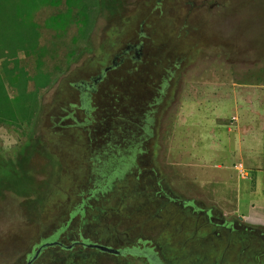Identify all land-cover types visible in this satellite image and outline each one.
<instances>
[{"label": "rangeland", "instance_id": "obj_1", "mask_svg": "<svg viewBox=\"0 0 264 264\" xmlns=\"http://www.w3.org/2000/svg\"><path fill=\"white\" fill-rule=\"evenodd\" d=\"M36 1L0 0L7 20L6 27L0 15V158L20 161L24 175L15 184L0 174V264H24L40 241L53 239H101L128 251L115 257L48 246L34 264H144L131 256L144 255L143 245L159 254L154 264H264L252 257L264 248V219L242 218L246 231L234 232L224 250L226 232L222 244L213 233L202 237L212 230L197 216L201 239L181 244L194 218H183L180 205L212 208L228 221L248 213L246 204L237 211L220 197L251 184L224 179L223 125L234 120L224 116L234 91L264 83V0H120L113 13L110 0ZM138 42L153 83L168 88L144 148L108 183L100 167L116 158L111 140L124 139L148 73H130L128 62L109 72L88 107L74 83ZM208 238L221 246L205 247ZM242 247L248 263L238 259Z\"/></svg>", "mask_w": 264, "mask_h": 264}, {"label": "flooded vegetation", "instance_id": "obj_2", "mask_svg": "<svg viewBox=\"0 0 264 264\" xmlns=\"http://www.w3.org/2000/svg\"><path fill=\"white\" fill-rule=\"evenodd\" d=\"M140 37H142V35H140ZM142 46H143V43H141V42L125 44L121 48L120 51H118L114 54L111 61L107 65L103 66L99 72H97L94 75H91L89 80H86V81L83 80V81H78V82L74 83V85L80 91V95H79L80 100H82L83 104L88 107V105H87V104H89L88 100L91 98V96L94 93H96L98 87L104 81V79L106 78V76L109 72L114 71V70L117 71L119 68L124 67V65H126V63L128 62V63H130V66L133 64V68L130 67V70H127L130 73L137 72L138 74L140 73L142 75L145 73H148V76H147V78L149 77L148 83H146L144 80L138 81V82L145 83L147 86L145 87L144 95L140 96V98H138L136 101L137 102L136 104L139 106V108L133 113V118L130 119L131 120L130 124L128 126H126V129L124 130V132H125L124 139H127L126 142L128 141V143L124 144L123 143L124 139L117 141L116 143H115V140H111L112 144H113V148H115V152L117 151L116 152L117 156L114 160H111L109 162L105 161L104 166L100 167L99 175L101 177L106 178V179L109 178L108 183L112 182V179L118 173H121V171H124L128 166H130V160H131V156H132L131 153L134 152L136 154L139 150L141 151V149L144 148L143 139H144V137H147V135L150 134L149 132H151L150 126H151V124L154 123L155 114L157 112V106L160 103H162L164 96H165V93H166V90L168 88V82H166V81L163 83V86H161V88H158L159 86H156L153 83V79L155 76L149 75V68L145 67L144 63L142 62V58H141ZM135 97H136V93L132 92L131 93V99H133ZM85 110L87 111L88 109L85 108ZM120 137H123V136H120ZM109 147L111 148V146H109ZM123 150H124V152H123ZM119 152H121V153H119ZM118 154H124L123 155L124 158H121L119 160ZM107 189L108 188H102V189H99L97 191L104 193ZM93 194L98 195V193L97 192L95 193V191ZM169 201L173 202V199L169 198ZM180 205H181L182 210L185 213L183 218H188V216H191L192 218H194L193 229H192V231L188 232L189 233L188 237H186V236L183 237V239L184 238L185 239H184V241L181 242V244L185 243V241L187 239H193V240L194 239H196V240L201 239V236L199 237V227H198L199 221H197L198 217L205 218L206 222H207L206 223L207 227L212 230L211 232L206 231L207 233H205L204 236L202 235V237L207 238L208 234L213 233L216 236V240L220 241V244H222V242H221V240L223 238L222 233H223V231L226 232L225 238H226V244L227 245H226L224 250L230 249L229 247H230V243H231V239H232L231 235L234 232H239V230H242V231L245 230L243 228L244 224L242 223L243 221H242L241 217H239L238 219H231L230 221H228L226 219H223L219 215L214 217L212 208H206L205 206H196V205L192 206V203H190L189 201L185 202L184 204H180ZM187 212H190V214L189 213L186 214ZM187 225L188 224H186V226ZM186 226L185 225L183 226V231L186 230V228H185ZM238 228H242V229H238ZM212 241H213V239H212ZM212 241L208 238V241H206L202 244H204L206 247V245H208L210 242L211 244L214 243V246L216 248L221 246V245H217L218 241L217 242H214V241L212 242ZM48 242H56V243L52 244V245H47V246L41 247L43 244L48 243ZM241 242L243 243V237L241 239ZM95 243L111 247V248L115 249L117 252H106V251H102L98 248H94V247L89 246V244H95ZM142 243L143 244H145V243L151 244V241L148 239V240L143 241ZM204 245H202V246H204ZM48 246H61L64 248H72L73 246H80L82 248H86L87 250L96 249L102 254L104 253L105 255H111V256H115V257L125 256L124 255L125 252L128 251L125 248H123V249L117 248L114 244L106 242L105 240H101V239H82L80 241H74L72 243V245H65L60 240L53 239L50 241H40V243H38L35 246L33 251L30 254H28L24 264H28V262H30V261H31L30 264H34L37 261L38 257L42 254L43 250ZM39 247H41V251L36 256V258L33 259L34 255H35L36 251L39 249ZM205 247L202 249L201 252H204L203 250L206 249ZM138 250H139L138 254H141L142 252H144V255H131V256H134V258L136 257V258L142 259L144 264H154L153 259L155 258V255H159L155 251L154 246L149 247L147 245H145V246L143 245V247H141ZM129 252H131V251L129 250ZM245 252H246L245 247H242L241 250L237 253V256L239 257L238 259H242L243 257L245 258V255H246ZM135 253H137V252H135ZM226 253H223V255H225ZM127 254H130V253H127ZM195 255H198V254H195ZM223 255H221L219 258L220 259L224 258ZM211 257H213V256H211ZM252 257L255 260L263 259L264 258V248L258 254L252 255ZM245 259L247 260L246 263H248L249 257H246ZM161 264H164V263H161Z\"/></svg>", "mask_w": 264, "mask_h": 264}, {"label": "crops", "instance_id": "obj_3", "mask_svg": "<svg viewBox=\"0 0 264 264\" xmlns=\"http://www.w3.org/2000/svg\"><path fill=\"white\" fill-rule=\"evenodd\" d=\"M231 106V111L224 114L234 118L231 123L223 125L226 126L227 161L230 167L226 168L224 179H250L251 184L244 186L238 183L235 189L240 192L238 190V193L235 191L230 195L223 193L220 197L235 206L237 211L242 209L241 202L246 204L248 213L241 218L247 221L264 219V189L261 185L264 175L260 174L264 172V83L254 82L246 92L239 89L234 91ZM221 165L218 163L217 167ZM208 181L213 187L214 179L211 177Z\"/></svg>", "mask_w": 264, "mask_h": 264}, {"label": "trees", "instance_id": "obj_4", "mask_svg": "<svg viewBox=\"0 0 264 264\" xmlns=\"http://www.w3.org/2000/svg\"><path fill=\"white\" fill-rule=\"evenodd\" d=\"M35 1V4L37 3L36 0ZM111 4L109 6H111V8L108 9L109 12H115V9L118 8V5H119V2L120 0H110ZM27 4V3H26ZM32 2L29 1L28 2V8H32L31 6ZM108 6V7H109ZM21 3H19V12L17 13V15L19 16V20L21 21V17H23L24 14H22L21 11H23V9H21ZM4 8V5H0V15L3 16V19L5 21V24H6V27H7V20L6 18L4 17L3 15V12H1V9ZM27 12L29 13V11H26L25 14H27ZM21 13V15H19ZM97 16H99L98 14H96ZM100 15H103V14H100ZM1 16V17H2ZM17 31V30H16ZM19 33V31H17V34ZM12 162V161H11ZM20 164L21 162L20 161H17L15 163H9V162H6V163H3V161L1 160L0 158V174H2V176L4 175H9L11 178H14V183L17 181V179H21L22 177L24 178V175L21 173L19 167H20ZM16 184V183H15ZM14 192L16 193V191L14 190ZM20 194V193H18ZM25 193H21V195H24Z\"/></svg>", "mask_w": 264, "mask_h": 264}, {"label": "water", "instance_id": "obj_5", "mask_svg": "<svg viewBox=\"0 0 264 264\" xmlns=\"http://www.w3.org/2000/svg\"><path fill=\"white\" fill-rule=\"evenodd\" d=\"M55 243L56 242H48V243L43 244L41 247L47 246V245H52V244H55ZM89 246L94 247V248H98V249H100L102 251H106V252H117L115 249H113L111 247H108V246H105V245H101V244H97V243H95V244H89ZM41 247H39V249L36 251L33 259H35L36 256L40 253ZM30 263H31V261L28 262V264H30Z\"/></svg>", "mask_w": 264, "mask_h": 264}]
</instances>
